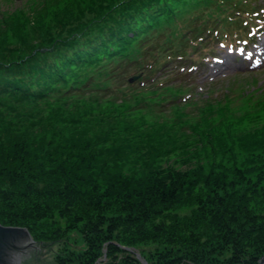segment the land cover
Segmentation results:
<instances>
[{
    "label": "rangeland",
    "instance_id": "374dc122",
    "mask_svg": "<svg viewBox=\"0 0 264 264\" xmlns=\"http://www.w3.org/2000/svg\"><path fill=\"white\" fill-rule=\"evenodd\" d=\"M166 4L167 0H0V147L12 140H32L33 136L40 135L41 123L48 118H58L65 121L57 124L65 128L64 138L79 129L82 135L86 133L88 140L91 141L89 137L93 136L98 139L97 151L119 145L122 138L152 139L150 145L162 146V152L154 156L156 165L153 167L159 170L158 176L180 175L177 182H185L184 185L187 180L213 179L221 174L223 171L219 169H214L216 174L209 173L213 171V162L225 170L238 169V174L245 179L231 194L229 208L222 197L220 203L224 201L218 209L209 207L207 196L210 193L200 180L202 186H198L193 194L201 190V202L193 201L191 193L180 199L177 193L171 195V201L159 212L152 213L155 215L153 220L116 225L112 218L105 221L109 226H104V230L88 233L85 232L86 222L80 219L85 211L90 209L91 220L103 219L94 216L92 205L84 208L80 204L84 196L82 199L80 196L66 197L67 204L71 202L75 207L54 212L53 218L47 215L48 225L31 231L36 243L57 245L58 264H176V248L200 250L196 248L195 237L198 236L204 237L200 247H210L208 253L217 260L213 263L225 262L226 257H231V262L247 259L254 262L252 264H260L264 257L261 253L264 247V144L257 145L258 149L251 145L255 139L264 137V99L258 100L264 92V65L253 73V77L239 71L245 75L230 77L224 82L234 93H241L240 99L232 101L240 106L221 102L196 110L191 116H185L177 109L162 110L154 100L148 104L140 98L125 101L113 94H108L111 100L107 95L100 98L103 90L98 89L103 86L95 80L76 94L65 96L67 91L62 86L57 89L60 96L54 97L50 91L46 99L37 101L45 86L41 83L48 76H58L61 70L80 64V60L98 52V48L113 45L122 36H127V41L139 39L130 32L140 36L147 34L139 39L142 40L140 55L146 53L148 43L158 37L145 32L148 25L145 21ZM120 46L117 50L109 47L106 56L96 55L95 63L76 68V81L84 83L83 71L114 60L108 55H114ZM218 49V54L224 53L220 47ZM235 67L246 71V64H235ZM233 74L226 65L211 71L204 64L198 78L201 82L206 78L224 79ZM219 112L222 113L214 115ZM202 117L207 120H199ZM68 119L78 121V126L69 128ZM68 129L75 131L68 132ZM105 133H109L108 142L100 140ZM47 134L50 133L41 136ZM50 136L46 137L47 141ZM34 148V145L29 146L28 151L32 152ZM191 154L196 155L198 163L186 162L190 159L187 155ZM106 155L102 153V156ZM140 155L143 152L132 155V160H136L134 157L139 160L124 166L123 176L131 177L130 174L140 170L143 161H140ZM166 161L170 162L166 164ZM167 181L160 184L166 185V189L175 185ZM190 189L187 186L183 191L186 193ZM204 204L206 209L200 210ZM105 206L103 203L102 209ZM75 215L78 222L71 224ZM221 216L225 217L226 224L219 222ZM205 217L211 222H206ZM75 224L77 227L74 228ZM101 225L100 221H95L91 226ZM245 231L248 233L244 234ZM129 239H133L131 244Z\"/></svg>",
    "mask_w": 264,
    "mask_h": 264
},
{
    "label": "trees",
    "instance_id": "16d2710c",
    "mask_svg": "<svg viewBox=\"0 0 264 264\" xmlns=\"http://www.w3.org/2000/svg\"><path fill=\"white\" fill-rule=\"evenodd\" d=\"M192 1L194 0H167L165 6L156 10L145 21L148 23L145 27V32L152 33L154 30L158 29L156 24L171 21L175 15H180V11ZM142 29L143 28L139 29V31L141 32ZM136 33L137 32H130L129 34L136 36ZM127 38V36H122L115 40L114 44L112 42L111 44L113 45H106L98 48V52L90 54L87 59L80 60V64L75 63L71 65L68 70H61L58 76L55 74L56 77L53 75L48 76L47 79L41 83L45 86L42 95L37 97V101L46 99L50 91L52 92V96H60L57 89L62 88V86H64L67 91L65 96L76 94L81 90L84 91L86 86L84 83L81 84V82L76 81L74 70L82 64H87L96 60V55L100 54L101 57L106 56L109 47L111 48L113 46L117 50L121 44L120 49L124 48L127 43ZM115 56L117 55H108L109 58H114ZM167 91L173 92V88L169 87ZM164 92V90H157L159 94H163ZM99 96L100 98H105L108 95L105 96L100 94ZM108 98L110 99V96H108ZM130 98H140L146 104L152 101L147 100L143 93L136 94L132 92L131 96L125 99V101ZM258 98V100L264 99V92ZM219 99L221 98L219 97ZM158 101L159 99L156 100L157 103ZM225 101L226 98H224L223 102ZM216 102L221 103L222 101H215L213 104ZM226 102L231 103V101ZM211 103L212 102H210V104ZM174 108L179 109V106H174ZM190 108L192 109V105ZM196 110H200V108L194 107L192 111L188 113L189 116ZM221 113L222 112H219L214 115ZM49 120L52 122L48 123ZM199 120L207 119H203L202 117ZM66 121H68L69 128L74 129L75 125L78 126V121L72 119ZM59 122L63 123L65 121L58 118H48L46 122L39 125L38 134L40 135H38V137L33 136L32 140L26 139L27 141L25 139H21L22 141L12 140L0 147V225L5 227L26 228L32 237L31 231L48 225L47 217H52V213L64 212L70 210L66 209L69 206H74L71 202L70 205L66 202V197L72 196H80L81 199L82 196H84L80 204L84 205V208L92 205L91 212L95 214L94 216L103 219L91 220L92 215L89 213L90 209L85 211L86 214L80 219L86 222V225H84L86 233L92 230H104V226H109V223L105 225V221H110L112 218L117 222L115 223L116 225H120V222L128 223V225H131V223L139 224L155 218V215H152V213L159 212L163 205L169 203L172 198L171 195H176L178 193L180 199L181 197L185 198L186 195L191 193L193 201L201 202L200 194L202 191L199 190L197 194L193 193L195 189L200 185L202 186V184H205L206 188H204L206 192L210 193L207 196L209 207H217L218 209L224 201L220 203L222 197V199L226 201V207L229 208L232 202L231 194H233L239 182L245 180L238 174V169L232 167L225 170L223 167L215 166L213 162L211 164V166H213V171H209V173L216 174L214 169H219L223 171L220 172L221 174H217L218 176L215 175L213 179L195 178L192 181L187 180V184L184 185L185 182L183 184L177 182L180 175H175L170 178L158 176L159 170L153 167L156 165L154 156L162 152L160 151L162 146L161 144L154 146L150 145L153 143L152 139H147V137H143L146 139H138L136 137L137 140L122 138V142H120L119 145L107 147L106 150L102 149L97 151L96 145L98 139L96 137H89V139H91L90 141L87 139L88 136L85 135L86 133L82 135L79 129H76V131L68 129V132L75 131V134L69 135V138H64L65 134H63V132L65 128L58 127L57 124ZM45 132L50 134L41 136V134ZM108 134L109 133L103 134L100 140L102 139L103 142H108ZM48 135L51 136L50 140L47 141L46 137ZM94 135L97 134L95 133ZM32 141H35V143H32ZM114 143L117 142H113V144ZM259 144H264V137L255 139L251 143L254 149H258L257 145ZM33 145L35 147L34 150H32V152L28 151V147ZM23 151L26 152L24 153ZM140 151L143 152V155L140 156L144 158L140 159V161L143 160L139 168L140 170L130 174L132 175L131 177L123 176L122 169H124V166L131 163V161L137 163L139 160L137 157H134L136 160H132L131 158L132 155ZM96 152H100L101 154L97 155ZM102 153L107 155L104 157ZM187 156L190 157V159L186 162L191 161V164L199 162L195 160L197 159L196 155L191 154ZM169 162L170 161H166V164ZM237 177L239 179H236ZM200 180H203L202 184ZM165 181L174 182L175 185L166 189V185L160 184ZM187 186H190L192 190L190 189L185 193L183 189ZM260 189L263 190L262 187H260ZM173 200L176 201L177 198H173ZM103 203L106 205L104 209H102ZM101 204L102 206L99 207ZM84 208L82 210H84ZM201 209H206L205 204L201 206L200 210ZM72 210H74V208ZM72 210L71 212L73 213ZM222 210L224 209L222 208ZM75 218L74 221L70 220L71 224L75 223V221L78 222L77 215H75ZM218 220L226 224L224 216L219 217ZM95 221H100L102 225L92 227L91 225ZM205 221L211 222V220L206 217ZM73 227H77L76 224ZM245 233H248V231H245L244 234ZM195 238L197 239L196 242L198 245L194 247L200 250L191 251L184 250L185 248H176L175 259L178 260L176 264L254 263H251L247 259L231 262V257H226L225 262L213 263L212 261L217 260L213 254L208 253L211 251L210 247L207 245H205L207 248L199 246V244H203L201 240L204 237L200 238L198 236ZM206 239L209 240V238ZM128 242L131 244L133 239H129ZM261 253L263 256L264 247Z\"/></svg>",
    "mask_w": 264,
    "mask_h": 264
},
{
    "label": "water",
    "instance_id": "95a60500",
    "mask_svg": "<svg viewBox=\"0 0 264 264\" xmlns=\"http://www.w3.org/2000/svg\"><path fill=\"white\" fill-rule=\"evenodd\" d=\"M56 246L36 243L26 228L0 225V264H58Z\"/></svg>",
    "mask_w": 264,
    "mask_h": 264
},
{
    "label": "snow or ice",
    "instance_id": "6c2138e0",
    "mask_svg": "<svg viewBox=\"0 0 264 264\" xmlns=\"http://www.w3.org/2000/svg\"><path fill=\"white\" fill-rule=\"evenodd\" d=\"M241 51H243V50H241Z\"/></svg>",
    "mask_w": 264,
    "mask_h": 264
}]
</instances>
